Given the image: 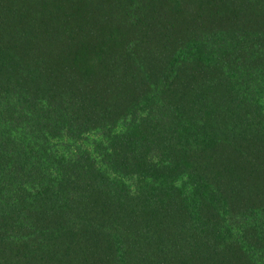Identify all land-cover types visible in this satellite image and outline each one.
<instances>
[{"label":"trees","instance_id":"trees-1","mask_svg":"<svg viewBox=\"0 0 264 264\" xmlns=\"http://www.w3.org/2000/svg\"><path fill=\"white\" fill-rule=\"evenodd\" d=\"M0 264H264V0H0Z\"/></svg>","mask_w":264,"mask_h":264},{"label":"rangeland","instance_id":"rangeland-1","mask_svg":"<svg viewBox=\"0 0 264 264\" xmlns=\"http://www.w3.org/2000/svg\"><path fill=\"white\" fill-rule=\"evenodd\" d=\"M79 142H81V144H83L84 146L91 147L89 140H87L86 138L83 140H80Z\"/></svg>","mask_w":264,"mask_h":264}]
</instances>
